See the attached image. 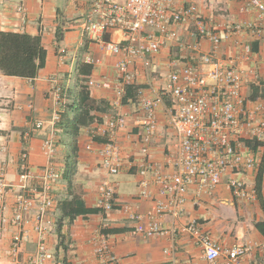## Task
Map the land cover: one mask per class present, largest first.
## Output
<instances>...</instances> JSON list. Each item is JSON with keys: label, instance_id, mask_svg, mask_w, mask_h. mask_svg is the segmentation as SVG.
Returning <instances> with one entry per match:
<instances>
[{"label": "crops", "instance_id": "1", "mask_svg": "<svg viewBox=\"0 0 264 264\" xmlns=\"http://www.w3.org/2000/svg\"><path fill=\"white\" fill-rule=\"evenodd\" d=\"M17 3H22L26 9L24 20L16 12ZM184 6H196L200 16L221 35L228 24L256 21V12L240 11L242 4L239 0H175L176 8ZM87 7L88 0H0V33H24L39 37L46 52L45 67L32 80L0 74V178L7 186L5 190L0 188V215L2 213L7 220L0 238V264H30L36 250V206L26 212L20 228L10 221L20 192L21 152L25 148L28 151V163L34 174L28 182V189L32 190L40 185L38 176L47 163L42 143L50 135H54L59 143L53 163L62 176L51 190L56 203L54 210L41 218L44 243L54 255V260L48 264L58 261H63V264H97L94 248L95 241L100 237L108 242L118 264H209L202 249L188 233L183 232L186 222L193 218L198 220L202 232L207 233L221 250L234 244L253 245L240 264H264V237L254 226L256 222L264 221V212L255 195V178L263 153V148L259 146L257 150L253 149L257 154L256 167L242 176L249 194L254 193V197L247 201L238 200L225 183L209 193H199L190 188L186 193L183 212L178 218L169 215L158 217L160 227L181 232L173 241L169 237L146 238L134 233L137 221L118 208L107 214L99 211L96 205L97 188L104 177L100 150L107 142L99 131L116 110L126 114L125 127L115 136L123 162L111 180L119 202L128 205L133 213L145 217L151 209L152 200L159 198V195L156 187L149 183L145 191L150 197L141 196V182H149L150 176L141 177L137 172V166L145 159L136 136L135 121L142 115L136 107L137 91L155 98L166 87V65L171 59H181L189 64L193 60L200 61L193 57L190 50L180 52L176 44L170 42L157 54L147 56V68L142 60L134 59L129 69L136 74V84L126 88L122 98L100 86L88 87L86 82L91 79L105 77L113 80L112 65L120 57L102 51L98 43L82 33L81 21ZM192 27L177 26L173 29L182 40L199 46V56L205 55L210 50V43L192 37ZM105 37L108 41L121 39L119 34ZM245 43H251L252 54L249 63L241 64L245 71L242 95L248 99L249 109L260 104L264 113V35L254 36L243 32L237 36L223 37L217 57L221 60L239 57ZM60 50L65 53L61 55ZM85 56L97 59L99 63L92 68L88 78L82 79L77 73V65L83 63ZM51 77H57L66 87L68 101L61 121L54 128L49 124L53 111L49 93ZM83 86L88 90L89 104L81 103ZM169 105L162 101L157 109V131L146 156L163 173L172 171L165 160L174 142L172 131L167 127L166 109ZM79 116L83 117V121ZM34 120L44 122V127L33 134L27 146H24L23 134ZM92 133L95 134L94 143ZM88 144H92L91 149L86 148ZM261 198L264 203V171ZM76 199L83 204L77 205ZM142 223L146 224L145 219ZM18 232L25 233L26 239L15 253L12 241ZM214 264H225V258L220 257Z\"/></svg>", "mask_w": 264, "mask_h": 264}, {"label": "built area", "instance_id": "2", "mask_svg": "<svg viewBox=\"0 0 264 264\" xmlns=\"http://www.w3.org/2000/svg\"><path fill=\"white\" fill-rule=\"evenodd\" d=\"M240 11L256 12V21L246 24H228L222 35L199 14L196 6L175 7V0H88V7L81 21V30L85 36L94 40L100 49L113 57H120L112 65L113 80L102 77L99 80H88L86 86H100L122 98L125 89L136 84V74L130 71L134 59H140L143 66H149L148 55L157 54L170 42L176 44L180 52L190 50L195 59L190 64L181 59L167 62L166 87L155 97H146L137 91L136 107L141 116L135 121L136 136L142 146L145 159L137 166L138 175L150 176L149 182H141V196L150 197L145 191L153 184L159 198L152 200L151 209L143 217L131 211L128 205H122L116 198V188L111 180L122 165L123 156L115 142L116 133L126 124V114L116 110L106 121L105 127L99 131L107 139L100 150V166L104 177L100 181L97 194V207L102 214L114 209L123 211L129 218L137 221L134 233L146 238L154 236L176 239L181 232L177 229H165L158 225V217L169 215L178 218L183 212L187 190L193 188L199 193H209L222 183L238 200H251L254 193L249 194L242 176L253 170L257 164V154L246 142H254L262 147L264 144V113L262 105L254 109L248 108V99L242 95L245 85L243 63L251 60V43L242 45L239 57L224 60L217 56L223 37L237 36L249 32L254 36L264 35V0H239ZM16 12L24 20L26 9L22 3L15 6ZM193 26L192 37L210 43V50L199 56V46L182 40L174 27ZM119 34V40L104 41L105 36ZM61 55L64 50H60ZM83 63L94 68L99 61L85 56ZM256 78L252 70L250 71ZM49 93L53 106L49 124L52 128L61 121L67 106V89L57 77L49 79ZM168 99L166 109L167 127L173 134L172 149L166 156V165L172 171L163 173L146 159L148 148L157 131V109L163 100ZM44 127V122L34 120L29 130L23 134V145L37 131ZM97 135V134H96ZM42 143V152L47 163L38 176L39 186L28 189V182L33 178V171L28 163V151L25 148L20 155L19 193L16 197L14 213L10 223L20 228L24 216L33 206L37 208L38 242L30 264H48L54 255L48 251L44 243L41 218L50 210H54L55 199L51 190L61 180V172L55 167L53 159L58 147L54 135ZM95 134H91L94 143ZM92 144L87 145L91 149ZM258 147V148H259ZM0 188L7 186L0 178ZM146 224H143L144 221ZM6 218L0 215V238ZM183 232L189 234L192 241L199 246L205 260L214 264L220 257L225 264H240L251 251L253 245L234 244L221 250L212 242L210 236L202 232L196 219H189ZM25 233L18 232L12 241L13 251H19ZM94 253L97 264H118L108 242L104 238L95 241ZM55 264H63L58 261ZM163 264H175L165 262Z\"/></svg>", "mask_w": 264, "mask_h": 264}, {"label": "trees", "instance_id": "3", "mask_svg": "<svg viewBox=\"0 0 264 264\" xmlns=\"http://www.w3.org/2000/svg\"><path fill=\"white\" fill-rule=\"evenodd\" d=\"M104 41H108L106 37H104ZM45 59L46 52L41 45L39 37H32L24 33H0V74L3 76L28 78L32 80L36 77L37 72L45 67ZM91 70L92 67L85 63H79L77 65V73L82 79L88 78ZM83 87L81 89V103L89 104L91 101L89 99L88 90H86V86ZM78 118H81V120L83 119L81 116ZM246 144L254 150L257 148V145L254 142H246ZM263 171L264 144L261 163L255 178L256 199L264 212V203L261 198ZM75 201L79 206L83 204L79 199H76ZM254 226L264 237V221L256 222Z\"/></svg>", "mask_w": 264, "mask_h": 264}, {"label": "rangeland", "instance_id": "4", "mask_svg": "<svg viewBox=\"0 0 264 264\" xmlns=\"http://www.w3.org/2000/svg\"><path fill=\"white\" fill-rule=\"evenodd\" d=\"M163 102H165L166 105L169 104V103H168V102H169L168 99L163 100Z\"/></svg>", "mask_w": 264, "mask_h": 264}, {"label": "clouds", "instance_id": "5", "mask_svg": "<svg viewBox=\"0 0 264 264\" xmlns=\"http://www.w3.org/2000/svg\"><path fill=\"white\" fill-rule=\"evenodd\" d=\"M258 147V146H257ZM262 148H263V146H262ZM257 150V149H256Z\"/></svg>", "mask_w": 264, "mask_h": 264}]
</instances>
